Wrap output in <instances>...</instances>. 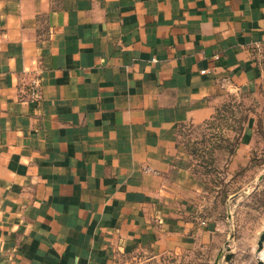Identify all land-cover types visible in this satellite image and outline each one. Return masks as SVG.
Segmentation results:
<instances>
[{"label":"crops","instance_id":"1","mask_svg":"<svg viewBox=\"0 0 264 264\" xmlns=\"http://www.w3.org/2000/svg\"><path fill=\"white\" fill-rule=\"evenodd\" d=\"M263 41L264 0H0V264L219 252L239 194L216 215L181 129L259 90Z\"/></svg>","mask_w":264,"mask_h":264},{"label":"rangeland","instance_id":"2","mask_svg":"<svg viewBox=\"0 0 264 264\" xmlns=\"http://www.w3.org/2000/svg\"><path fill=\"white\" fill-rule=\"evenodd\" d=\"M218 109L210 123L183 126L180 143L193 153L197 172L213 188L216 215L224 211L225 198L239 194L227 208L233 216L228 244L219 252L197 249L129 264H258V242L264 233V83L257 92L231 95ZM241 144L249 164L229 165ZM214 197L219 199L218 211ZM228 254L232 255L229 261Z\"/></svg>","mask_w":264,"mask_h":264},{"label":"built area","instance_id":"3","mask_svg":"<svg viewBox=\"0 0 264 264\" xmlns=\"http://www.w3.org/2000/svg\"><path fill=\"white\" fill-rule=\"evenodd\" d=\"M259 55H260V63L264 65V41L262 45L258 46ZM215 59L218 60L219 56H215ZM202 73H206V71H202ZM26 98L27 101L40 104L43 98L42 89H41V81L38 76H32L29 80L26 89Z\"/></svg>","mask_w":264,"mask_h":264},{"label":"water","instance_id":"4","mask_svg":"<svg viewBox=\"0 0 264 264\" xmlns=\"http://www.w3.org/2000/svg\"><path fill=\"white\" fill-rule=\"evenodd\" d=\"M263 249H264V233L261 235L260 240L258 242V250H257L258 254H260L261 252H263ZM222 254H223V252H221L219 254V258L222 256ZM231 257H232V255L231 254H228L227 255V260L229 261L231 259ZM218 262H219V260H218ZM258 264H264V260L261 259L260 257H259Z\"/></svg>","mask_w":264,"mask_h":264},{"label":"trees","instance_id":"5","mask_svg":"<svg viewBox=\"0 0 264 264\" xmlns=\"http://www.w3.org/2000/svg\"><path fill=\"white\" fill-rule=\"evenodd\" d=\"M218 112H219V109H217V112H216V114L214 115V117H213L210 121H208V122H206V123H210L212 120L216 119V117H217V113H218ZM237 148H238V147H237ZM188 151H189V150H188ZM236 151H237V149H236ZM189 153L192 155V157H193V159H194L193 153L190 152V151H189ZM194 160H195V159H194ZM196 170H197V166H196ZM206 183H207V182H206ZM207 186H208V184H207ZM234 194H235V193H234ZM231 195H233V194H231ZM229 196H230V195H229ZM229 196H228V197H229ZM228 197H227V198H228ZM227 198H225V200H224L225 202H224V203H226Z\"/></svg>","mask_w":264,"mask_h":264},{"label":"bare ground","instance_id":"6","mask_svg":"<svg viewBox=\"0 0 264 264\" xmlns=\"http://www.w3.org/2000/svg\"><path fill=\"white\" fill-rule=\"evenodd\" d=\"M261 259H264V251L259 254Z\"/></svg>","mask_w":264,"mask_h":264}]
</instances>
